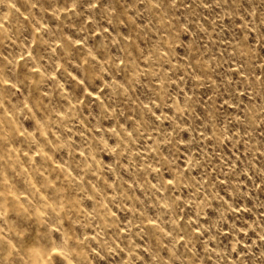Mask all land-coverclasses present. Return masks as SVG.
<instances>
[{
    "label": "clouds",
    "instance_id": "obj_1",
    "mask_svg": "<svg viewBox=\"0 0 264 264\" xmlns=\"http://www.w3.org/2000/svg\"><path fill=\"white\" fill-rule=\"evenodd\" d=\"M0 264H264V0H0Z\"/></svg>",
    "mask_w": 264,
    "mask_h": 264
}]
</instances>
